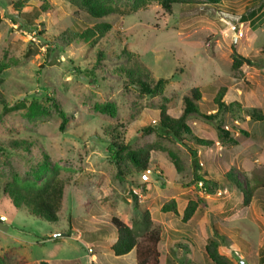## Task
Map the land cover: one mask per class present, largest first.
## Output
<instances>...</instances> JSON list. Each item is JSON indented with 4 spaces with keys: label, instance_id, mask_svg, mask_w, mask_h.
<instances>
[{
    "label": "rangeland",
    "instance_id": "rangeland-1",
    "mask_svg": "<svg viewBox=\"0 0 264 264\" xmlns=\"http://www.w3.org/2000/svg\"><path fill=\"white\" fill-rule=\"evenodd\" d=\"M16 1L0 0V63L8 65L1 74L7 107L0 104V141L20 147L0 151V217L6 218L0 221V254L11 251L25 264H89L88 257L98 264H135L133 251L114 256L117 236L110 221L115 217L131 226L147 212L150 225L136 230L138 242L144 246L150 236L160 239L159 264H207L203 247L208 239L234 264H264V0H224L202 13L175 5L171 14L156 0H103L113 13L99 22L111 28L93 45L64 41L67 31L95 23L79 0H49L53 12L32 18L31 25L13 12ZM232 48L253 65L232 71ZM125 49L136 53L138 65L155 79L168 80L162 97L140 96L112 73L119 65L116 55ZM99 50L105 59L98 65ZM193 88L201 97L199 113L186 120L189 144L150 132L158 125L160 106L170 117H180ZM219 88H225L222 101L233 111L207 119L217 110L213 99ZM34 97L54 99L65 120L55 109L27 119L25 108ZM105 104L115 105V117L95 110ZM253 110L262 121L250 119ZM109 124L120 125L130 149L158 145L181 159L185 170L176 171L167 153L160 152L151 153L148 171L119 169L103 140ZM240 131L248 138L241 140ZM195 137L213 145L194 156L189 145L196 148ZM44 157L67 183L56 225L14 209L3 193L14 179L38 170ZM228 172L241 189L224 178ZM245 187L253 192L247 205ZM194 196L200 199L198 209L183 223ZM170 201L175 208L163 211Z\"/></svg>",
    "mask_w": 264,
    "mask_h": 264
},
{
    "label": "trees",
    "instance_id": "trees-1",
    "mask_svg": "<svg viewBox=\"0 0 264 264\" xmlns=\"http://www.w3.org/2000/svg\"><path fill=\"white\" fill-rule=\"evenodd\" d=\"M28 0H17L12 3V10L26 18L31 25L32 18L46 17L47 12H53V7L50 5L49 0H33L38 5L26 4ZM144 2V0H139ZM158 5L164 10L165 13L171 14L173 7L179 5L183 8L191 10H199L201 13L209 8L219 6L224 0H156ZM82 10L95 22L93 26L86 27L84 30L72 31L69 30L65 33L64 41L66 43L82 41L85 43L96 44V41L101 39L105 33L111 28L110 25L99 22L104 17L113 13V9L103 0H79ZM249 14H252L251 12ZM41 33H37V37H41ZM105 59L104 52L99 50L97 53L98 65L101 60ZM119 65L113 69L114 75L124 87H132L139 92L140 96L144 97H162L165 92V87L168 83L166 79H155L153 75L143 66L138 65V55L128 50H123L119 55H116ZM231 70L238 71L243 65L252 66L253 61L251 58H246L238 54L234 48L230 55ZM5 62L0 63V88L3 85L1 74L7 68ZM106 70V69H105ZM104 71V70H103ZM101 79L105 80L107 77L101 75ZM226 90L219 88L216 96L213 99L217 110L214 115L205 116L207 119H215L216 114L219 112H231L233 108L231 105H225L222 101ZM200 91L196 88L191 90V96L184 99V110L180 117L174 119L167 115V108L160 106V113L158 115V125L155 129H149L150 132L162 131L168 134L174 140L189 144L185 136L190 135V128L186 124V120L192 114H198L197 102L200 100ZM0 104L7 107V102L0 92ZM24 106V105H23ZM25 117L29 120L37 119L43 116H49L51 110L55 109L59 116L65 120L66 115L56 101L50 97H45L44 101L38 100L34 97L25 108ZM95 110L98 113L106 114L115 117L117 109L113 104L96 105ZM251 120L262 121L263 117L256 111H251L249 114ZM218 130L223 134V138L230 137V134L218 125ZM120 125L109 124L103 129V140L107 142L111 160L119 169H125L127 172L140 173L150 170V157L152 152L167 153L174 169L178 172L185 170L184 162L179 159L172 151L160 148L155 144H146L139 149L132 150L130 147L123 143L120 134ZM241 140L248 138L245 131H240ZM195 147H191L193 155H197L200 149L209 148L213 142L207 139L194 138ZM19 143L15 141H8L5 145L0 141V151L18 150ZM23 148H26L25 146ZM51 164L46 157H44L43 164L40 165L38 170H35L30 177H23L14 179L8 183L3 193L9 198L12 207L18 211L22 210L27 216L49 225H56L59 222V212L62 202L65 199V190L67 183L64 180H59L55 171H52ZM198 168V166H196ZM224 178L230 183H234L237 188L241 189L236 184L235 176L232 172L224 175ZM198 182L208 184L202 177H197ZM41 181L38 185L37 182ZM264 185V184H263ZM264 187V186H263ZM247 188V187H245ZM247 205L251 196L252 190L248 189L242 192ZM200 203V199L194 196L192 200L188 201L184 211L182 222L186 223L191 220ZM175 202L170 201L163 209H174ZM111 225L114 228L117 239L111 246V250L115 257H124L132 251L135 255L136 264H159V251L158 245L160 239L157 236L149 237L150 244L140 245L136 230L148 228L150 225L149 214L145 212L140 220H133L131 226L126 225L118 218H111ZM203 253L207 264H234V262L220 250L219 244L213 240L208 239L203 247ZM0 264H25L23 258H13L11 251H5L0 254ZM40 264H47L41 262Z\"/></svg>",
    "mask_w": 264,
    "mask_h": 264
},
{
    "label": "built area",
    "instance_id": "built-area-1",
    "mask_svg": "<svg viewBox=\"0 0 264 264\" xmlns=\"http://www.w3.org/2000/svg\"><path fill=\"white\" fill-rule=\"evenodd\" d=\"M236 124H237V123H236ZM225 128H226V130L228 129V127H225ZM141 178H142V180L146 181V180H147V174H143V175H141ZM0 221H1V222H6V218L3 217V216H1V217H0Z\"/></svg>",
    "mask_w": 264,
    "mask_h": 264
},
{
    "label": "crops",
    "instance_id": "crops-1",
    "mask_svg": "<svg viewBox=\"0 0 264 264\" xmlns=\"http://www.w3.org/2000/svg\"><path fill=\"white\" fill-rule=\"evenodd\" d=\"M84 259H86V258H84ZM87 259L90 260L89 264H98V263H95L96 261H94V263H93V258L88 257ZM96 259L100 261V259L98 257ZM103 264H107V263H103Z\"/></svg>",
    "mask_w": 264,
    "mask_h": 264
}]
</instances>
